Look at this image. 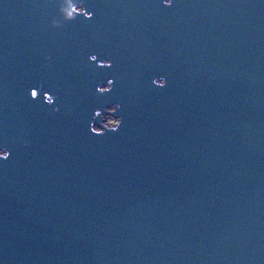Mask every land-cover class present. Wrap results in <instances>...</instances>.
Listing matches in <instances>:
<instances>
[{"label": "water", "instance_id": "water-1", "mask_svg": "<svg viewBox=\"0 0 264 264\" xmlns=\"http://www.w3.org/2000/svg\"><path fill=\"white\" fill-rule=\"evenodd\" d=\"M61 2L0 0V264H264V0Z\"/></svg>", "mask_w": 264, "mask_h": 264}, {"label": "clouds", "instance_id": "clouds-1", "mask_svg": "<svg viewBox=\"0 0 264 264\" xmlns=\"http://www.w3.org/2000/svg\"><path fill=\"white\" fill-rule=\"evenodd\" d=\"M173 0H162V4L165 7L172 6ZM60 18H53L52 24L55 27H61L65 22L75 20L77 16H83L86 19H91L94 15L92 11H89L83 3V0H62L59 5ZM89 60L97 62L98 66L111 67V59L98 60L96 54H91ZM152 83L155 86L165 87L167 84L166 77L160 76L154 78ZM114 86V78H109L107 84L98 85L96 91L104 94L112 90ZM31 97L37 98L38 91L34 88L31 90ZM45 101L51 105L53 104L55 97L48 93H44ZM121 104L114 103L110 106H106L104 109L96 108L94 110V116L90 121V132L95 135H106L108 132L117 131L123 121V116L117 115L121 109ZM58 110V108L54 109ZM96 117H100L99 122H96ZM10 156V151L7 148H0V158L7 159Z\"/></svg>", "mask_w": 264, "mask_h": 264}]
</instances>
